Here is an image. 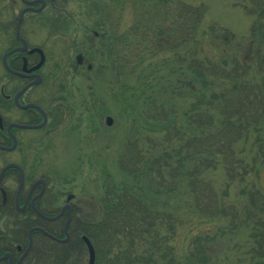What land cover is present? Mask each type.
<instances>
[{"label": "trees", "instance_id": "16d2710c", "mask_svg": "<svg viewBox=\"0 0 264 264\" xmlns=\"http://www.w3.org/2000/svg\"><path fill=\"white\" fill-rule=\"evenodd\" d=\"M126 1L145 15L123 33L119 15L96 17L113 18L112 41H124L141 120L120 161L126 178L107 182L99 214L80 210L74 231L90 238L94 264H219L221 244L230 264H264V0H240L246 39L203 27L201 0L108 3ZM182 233L193 234L179 254Z\"/></svg>", "mask_w": 264, "mask_h": 264}, {"label": "rangeland", "instance_id": "374dc122", "mask_svg": "<svg viewBox=\"0 0 264 264\" xmlns=\"http://www.w3.org/2000/svg\"><path fill=\"white\" fill-rule=\"evenodd\" d=\"M108 1H62L59 4L58 16L50 18L47 14L48 21L45 25L38 23L33 31L27 28L26 33L30 45H39L44 49L46 62L41 70L44 80L28 90L23 97L25 100H38L49 108L52 105L51 101L56 97L55 88L60 80L56 74L61 72L60 66H65L64 71L70 73L65 85L67 91L64 96L65 109L62 119L55 126L49 125L42 143L33 145L28 152L33 159H38L41 165L38 166L39 173L56 177L57 185L61 184L66 191L70 190L75 194L79 211L81 210L82 216L88 219H94L93 217L99 214L107 182L113 180L115 184H119L126 178L120 161L128 138L134 132L131 123L141 120L142 113V103L140 99L135 98L138 93L130 94V89L127 88V82L130 86L137 85L135 79L125 75L127 68L125 71L124 41L119 46L112 41L110 23L115 21L110 18L105 23L104 20L102 22V18L96 16H102L104 11L113 14L112 16L119 15L120 25H117V31L121 30L123 33L135 22L137 14H145L139 6L136 8L137 12L134 11L136 6L133 8L127 1L123 8L113 6L110 8ZM186 1L196 4L199 0ZM201 1L205 4L203 27L213 24L217 28L229 30L237 39L248 38L251 16L244 12L239 4L240 0ZM11 3V0H0V22L15 17L16 13L12 11L14 7ZM104 4L106 6L108 4L112 10L109 12L107 9H101L100 6L103 8ZM15 5L16 11L23 6L19 0H15ZM32 16L40 19L39 13ZM59 19L65 20L68 24L64 29L59 25ZM87 26L89 29H86ZM11 34L0 28V95L10 94L14 84L20 86L17 80L13 83L8 81L9 76L1 63L2 53L11 44ZM83 40L86 46L87 42L88 44L90 42L87 52L90 70L79 68L69 71L66 69L69 65L66 53L69 52L71 43L79 44ZM61 49L64 50L62 61ZM115 62L116 70L118 65L120 72L117 75L113 68ZM127 64L129 69L130 63ZM3 102L0 103V113L8 121L12 117L9 113L10 108ZM107 116L112 118L110 124L106 123ZM26 133L29 136L34 134L33 131ZM138 144L141 145L142 140H138ZM14 153L10 156L9 152L0 150V168L9 161V157L17 158V153ZM192 234L182 233L174 239L173 244L179 254L184 252ZM242 237L243 235L237 236L238 239ZM219 245L218 240L214 241L211 248L215 251ZM222 245L218 248L220 252L217 254L221 256L218 263L230 264L231 253L226 252V258H222L224 255Z\"/></svg>", "mask_w": 264, "mask_h": 264}, {"label": "flooded vegetation", "instance_id": "af4514ba", "mask_svg": "<svg viewBox=\"0 0 264 264\" xmlns=\"http://www.w3.org/2000/svg\"><path fill=\"white\" fill-rule=\"evenodd\" d=\"M19 1L23 6L16 11L15 0H11L15 17L0 22L2 30L12 33L11 44L3 53L19 48L7 55L8 81L20 82V86L14 84L10 94L4 96L12 117L6 121L0 113V150L9 152L10 156L14 152L17 153V158L9 157L0 172L6 164L14 163L18 166H10L0 175V264H84L85 258L87 264L88 248L83 236L89 241L90 238L73 229L74 221L79 218V205L75 194L70 190L66 191L63 185H57L56 177L39 173L38 166L41 165L38 159H33L28 152L33 145L42 143L49 125L55 126L62 119L65 109L64 96L67 91L65 85L70 73L64 71L65 66H60L61 72L56 74L60 79L55 88L56 97L51 101L49 108L38 100L23 98L31 87L41 84L44 80L41 70L46 62L44 49L39 45H30L26 35L27 28L33 31L38 23L45 25L48 21L47 14L50 18L58 16L60 2L67 0ZM40 6V9L35 10ZM25 8L32 9L24 10ZM35 13L40 14V19L32 16ZM58 22L62 29L68 25L63 19ZM86 29H89L88 26ZM84 42L83 40L79 44L71 43L72 47L70 46L69 52L66 53L69 62L66 69L69 71L79 68L90 70L87 53L90 42H87V46ZM33 47L42 49L44 61L37 69L28 70L40 60L38 51L28 52ZM63 53L64 50L61 49L60 61L63 60ZM36 79L39 80L38 83L30 84ZM26 85L29 86L19 95L18 101L20 105L38 104L45 115L43 123L42 112L32 107L22 108L14 100L15 94ZM26 131H33L34 134L29 136ZM25 225H30L26 233L22 232ZM78 239L81 240L80 244Z\"/></svg>", "mask_w": 264, "mask_h": 264}, {"label": "water", "instance_id": "95a60500", "mask_svg": "<svg viewBox=\"0 0 264 264\" xmlns=\"http://www.w3.org/2000/svg\"><path fill=\"white\" fill-rule=\"evenodd\" d=\"M42 6H40L39 8H37V9H40ZM26 9H32V8H25L24 10H26ZM20 18L21 17H19V21H20ZM19 21H18V23H17V28H16V33H17V36H18V27H19ZM21 41L25 44V42L21 39ZM16 49H19V48H14V49H11V50H9V51H7L6 53H4L3 54V56H2V64H3V66L6 68V69H9V67H8V65H7V61H6V59H7V55L10 53V52H12V51H14V50H16ZM33 51H38L39 52V54H40V60H39V62L37 63V64H35L34 66H32V67H30L28 70H33V69H37L38 67H40L41 66V64L43 63V61H44V55H43V52H42V50L40 49V48H38V47H35V48H31L28 52H33ZM38 79H36V80H34L33 82H31L30 84H34V83H38ZM29 84V85H30ZM29 85H26V86H24L22 89H20L16 94H15V96H14V100H15V102H16V104L17 105H19L20 107H22V108H28V107H32V108H35V109H37V110H39L40 112H42V116H43V121H42V123L45 121V115H44V113H43V111H42V109L37 105V104H35V103H27V104H23V105H20V103H19V101H18V97H19V95L29 86ZM106 123L107 124H110L111 123V121H112V118L111 117H109V116H107L106 117ZM10 126H8V128H9ZM0 148H2L1 146H0ZM10 166H15V167H18L16 164H14V163H9V164H6L3 168H2V170H1V172H0V175L8 168V167H10ZM83 240L86 242V245H87V248H88V262H87V264H94V259H95V251H94V248H93V245H92V243L89 241V239L86 237V236H83Z\"/></svg>", "mask_w": 264, "mask_h": 264}]
</instances>
